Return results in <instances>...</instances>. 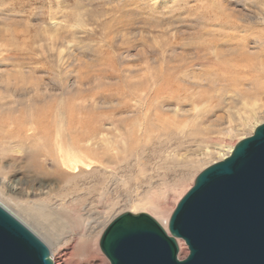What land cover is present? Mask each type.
<instances>
[{
	"label": "rangeland",
	"instance_id": "374dc122",
	"mask_svg": "<svg viewBox=\"0 0 264 264\" xmlns=\"http://www.w3.org/2000/svg\"><path fill=\"white\" fill-rule=\"evenodd\" d=\"M253 4L264 13V0L194 1L192 14L177 9L182 20L164 34L166 26L147 28L151 20L142 28L148 9L131 0H0V202L46 239L55 264H110L99 248L104 226L135 210L170 220L198 174L221 161L222 147L253 134L240 131L245 104L257 103L264 123L262 22L241 54L195 66L191 78L161 79L173 72L180 42L212 28L208 16H240L246 25ZM127 23L135 30L124 40ZM11 92L14 109L2 105ZM58 131L68 147L69 135L98 131L79 146L81 164L57 157ZM73 219L98 225L82 238ZM188 255L185 243L179 257Z\"/></svg>",
	"mask_w": 264,
	"mask_h": 264
},
{
	"label": "water",
	"instance_id": "95a60500",
	"mask_svg": "<svg viewBox=\"0 0 264 264\" xmlns=\"http://www.w3.org/2000/svg\"><path fill=\"white\" fill-rule=\"evenodd\" d=\"M168 231L147 213L125 212L100 247L111 264H264V123L198 174ZM0 264H55L44 241L1 204Z\"/></svg>",
	"mask_w": 264,
	"mask_h": 264
},
{
	"label": "bare ground",
	"instance_id": "6f19581e",
	"mask_svg": "<svg viewBox=\"0 0 264 264\" xmlns=\"http://www.w3.org/2000/svg\"><path fill=\"white\" fill-rule=\"evenodd\" d=\"M131 1H132V4L133 3H136V4H139L142 8H147L148 9V12H149V15H150L151 18H147L146 22L141 23L142 26H144L142 28H145L146 27V24H147V21H150L151 20V21H154L155 23H152L151 25L147 26V28H150V29H154L155 30L157 28H163L164 26H166L164 28V30L162 31L164 33V31H167L168 32L169 30L173 29L174 27H176L179 24L178 23V20L179 21L182 20L181 14L183 15V13L185 12V13L191 15L192 12H193V10L191 8H194V7L196 8L197 6L196 5L194 7H192V6L191 7H188V6L192 2L198 1V0H131ZM206 7H204V8H206ZM179 8H181V12H180L181 14H177L176 15V10L179 9ZM249 9H250V16L246 19V25H244V23H242L243 22V19L240 16L230 15V14H226V13L225 14H218V15L215 14L213 17H211L212 15H210V17L208 16V22L209 23L207 24V26L208 27H212V28L209 29L208 31H203V32H201V31L199 32L198 31V32H196V34L193 35L192 39L188 43H186V42L182 43V41H181L180 44H179V42H178V44L181 45V50H180V52L178 54H175V56L172 59L174 61V65L172 67L173 72L170 71L168 73H165L164 77L161 78L162 81L168 83L170 81L173 82V80L175 81V80H180V79L191 78L189 76V74H188V71H191L195 66H201V67H203V66H206V65H209V64L214 63L215 59H219L220 60V58H224L227 55L233 56L234 54H236V55L237 54H241L242 51H243V49L246 47L247 43L251 39L253 40V42H257L256 41V36L255 35H252V34H254V33H252V29H253L252 26L254 24L258 23V22L259 23L260 22L264 23V13H260V12L256 11L255 10V4H253L252 6H250ZM182 11H184V12L182 13ZM174 20H176V21H174ZM82 24H83L82 22H79L78 23L79 26H81ZM134 30H135V28H134L133 24L127 23V24H124L119 29V31H120L119 33H121L122 36H124V40H125L127 38L126 36L129 35L128 33H130V31L133 32ZM254 31H256V30H254ZM250 35L253 36V37H250ZM51 38L53 40V41L51 40L52 43H54V42H56L58 40L60 41L61 39H63V38H61V35L58 32V30H55V32L53 33V35L51 36ZM56 43H58V42H56ZM124 43H125V46H126V44H129L128 39ZM53 46H55V45L53 44ZM146 54L147 53H145L144 55L146 56ZM163 59H164V57H163ZM150 60H151V58L145 57V60L144 61H145V64H146V68L147 69H149V65H147V64L150 63ZM142 74H144V73H142ZM194 77H195V75H194ZM137 79L140 80V81H142L143 79L146 80V76L144 77L142 75H139V76H137ZM151 80L152 81H157L154 75L151 77ZM17 89H18V87H17ZM17 89L15 87L14 88V91L16 92ZM33 90H32L33 92H36L37 91V88L34 87ZM14 91H13V93H15ZM3 93H5V91ZM13 93H12V95H8V96H6V97H4L2 99L4 101L2 105H5V104L7 105L9 103L10 105L11 104L13 105V109L15 108V105L17 103V102H15L16 101L15 96H17V95L14 96ZM144 94L141 93V98L140 99H137V100L135 99L136 100V103L138 105H142V100L141 99L144 96ZM20 106H22V104H20ZM245 107L247 108V112L240 119V122H241V129H240V131L245 130V129L249 128V127H252L254 129L253 131H255V129L259 125H261V123H259V119H258V116H259L258 107L259 106H258L257 103H253L251 105L245 104ZM0 108H2V107H0ZM29 131L31 132V130H29ZM97 132H94L93 134L91 132H88V133H78L74 137H72V135H69V137H70L69 139H71L72 142L69 144V147H68L67 146V143L65 141L67 135L65 136V135H63L61 133V131H58L57 134H56V137H55L54 141L52 142V145L55 148V151L57 153V157H59L62 160H64L63 163L65 165L66 164H70L73 161L76 162V163H80L81 164V160L79 158V156L81 155V152L78 151L79 148L81 149V147H79V146L81 145L82 142L83 143L86 142L87 145H91V143H93L94 139L97 136ZM232 134H233V131L229 130V135L231 136ZM37 135H39V134H37ZM7 136H8V134H7ZM8 140H9V138H8ZM235 146H231V147H229V146L222 147L221 146L224 151L222 150V151H220V152L217 153L220 156V160L222 161V160L226 159L228 156H230V154L234 150ZM44 147H45V145H44ZM218 147H220V146H218ZM70 158L73 159V161H70L71 160ZM86 158H87V156H86ZM67 162H69V163H67ZM79 168H80V166H79ZM0 204L2 206H4V204H2V202H0ZM4 207L6 209H8L6 206H4ZM150 209H152L153 211H156L157 210L156 207H151ZM9 211L12 214H14L11 210H9ZM127 212H130V211H127ZM131 213L138 214V213H144V212L143 211L140 212L139 210L138 211L135 210V211H133ZM158 213H159L158 214V217L160 219V222L158 220L157 221L164 227V229L168 230L167 225L169 227V218H168V215L169 214L168 213H165L163 211L161 212L162 213L161 215H160V212H158ZM120 215H118V216H120ZM117 217H115V218H117ZM164 217L166 219H164L165 221H162V219ZM17 218L19 220H21L19 217H17ZM97 225H98L97 220L96 221H91V220H83V219L82 220L81 219H77V220H74L73 219L72 222H71V227L73 229H75L74 231H76V230L78 232L80 231L82 238H87L89 236V232H92ZM107 226H104L105 229L107 228ZM104 230H103V232H104ZM33 232L35 233V231H33ZM103 232H102V234H103ZM35 234L38 237H40L43 241L46 242V239L42 238L37 233H35ZM102 234H101V236H102ZM100 239H101V237H100ZM55 243H56V245H59L60 244L59 241L58 242H55ZM184 244L185 243H183L181 240H179L180 250H181V248L182 249L184 248ZM94 246H95V250L97 251V249H96V243H95ZM99 248L101 250L100 240H99ZM182 251H183L184 254L186 253L184 250H182ZM101 252H102V250H101ZM52 257H53V255H52ZM53 259H54V257H53ZM98 259H99V261H98L97 264H107V262L104 259H102L100 257ZM65 264H75V263L74 262H70L68 260H65Z\"/></svg>",
	"mask_w": 264,
	"mask_h": 264
}]
</instances>
